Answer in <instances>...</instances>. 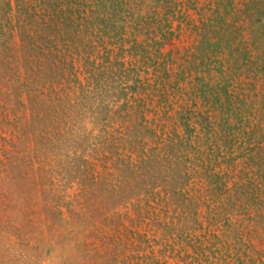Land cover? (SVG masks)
Listing matches in <instances>:
<instances>
[{
    "label": "rangeland",
    "instance_id": "1",
    "mask_svg": "<svg viewBox=\"0 0 264 264\" xmlns=\"http://www.w3.org/2000/svg\"><path fill=\"white\" fill-rule=\"evenodd\" d=\"M53 252L264 264V0H0V264Z\"/></svg>",
    "mask_w": 264,
    "mask_h": 264
},
{
    "label": "clouds",
    "instance_id": "2",
    "mask_svg": "<svg viewBox=\"0 0 264 264\" xmlns=\"http://www.w3.org/2000/svg\"><path fill=\"white\" fill-rule=\"evenodd\" d=\"M85 127H90L89 124L85 123ZM39 264H60V259L55 252L47 254L40 258Z\"/></svg>",
    "mask_w": 264,
    "mask_h": 264
},
{
    "label": "trees",
    "instance_id": "3",
    "mask_svg": "<svg viewBox=\"0 0 264 264\" xmlns=\"http://www.w3.org/2000/svg\"><path fill=\"white\" fill-rule=\"evenodd\" d=\"M99 183V187L105 189L106 188V185H108V180L103 178Z\"/></svg>",
    "mask_w": 264,
    "mask_h": 264
}]
</instances>
